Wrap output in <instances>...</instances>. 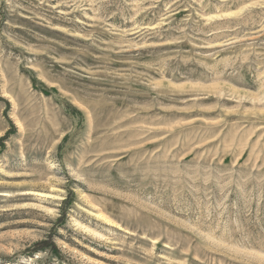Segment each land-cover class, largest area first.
I'll return each mask as SVG.
<instances>
[{
    "label": "rangeland",
    "instance_id": "1",
    "mask_svg": "<svg viewBox=\"0 0 264 264\" xmlns=\"http://www.w3.org/2000/svg\"><path fill=\"white\" fill-rule=\"evenodd\" d=\"M0 264H264V0H0Z\"/></svg>",
    "mask_w": 264,
    "mask_h": 264
}]
</instances>
